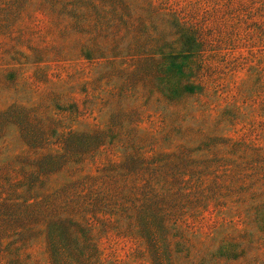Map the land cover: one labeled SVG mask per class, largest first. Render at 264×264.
I'll return each mask as SVG.
<instances>
[{
	"label": "rangeland",
	"instance_id": "374dc122",
	"mask_svg": "<svg viewBox=\"0 0 264 264\" xmlns=\"http://www.w3.org/2000/svg\"><path fill=\"white\" fill-rule=\"evenodd\" d=\"M0 264H264V0H0Z\"/></svg>",
	"mask_w": 264,
	"mask_h": 264
}]
</instances>
